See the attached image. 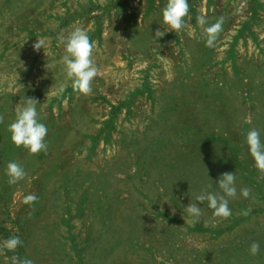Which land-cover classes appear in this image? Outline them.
Listing matches in <instances>:
<instances>
[{
  "label": "rangeland",
  "instance_id": "374dc122",
  "mask_svg": "<svg viewBox=\"0 0 264 264\" xmlns=\"http://www.w3.org/2000/svg\"><path fill=\"white\" fill-rule=\"evenodd\" d=\"M188 3L175 33L162 21L166 0H0V245L23 242L0 264L12 255L34 264H264V174L245 141L251 128L264 140V0ZM198 15L224 19L213 48ZM76 27L96 44L88 96L73 92L61 62L57 38ZM29 97L40 103L47 153L16 147L7 130ZM10 161L27 173L15 185ZM225 172L236 175L232 216L197 202L193 223L184 208L219 191ZM32 193L38 201L24 204Z\"/></svg>",
  "mask_w": 264,
  "mask_h": 264
},
{
  "label": "clouds",
  "instance_id": "9594fccd",
  "mask_svg": "<svg viewBox=\"0 0 264 264\" xmlns=\"http://www.w3.org/2000/svg\"><path fill=\"white\" fill-rule=\"evenodd\" d=\"M189 11L188 0H166L165 6L161 9L163 24L167 25L170 31L179 32L185 27V18L189 16ZM196 21L203 28L205 46L213 48L220 33L223 31V17L209 24L206 16L198 15ZM164 34V32L157 30L155 37L159 38ZM57 39L64 49L61 62L64 65L67 80L71 81L73 92L78 95H90L93 90V81L98 75V68L94 60L95 41L90 38L85 29L80 27H76L66 35L61 33ZM44 44L45 40L43 38H37L33 44V49L39 51L44 47ZM21 63L23 65V62ZM65 89L66 85L61 84L57 89V93L63 94ZM38 104L40 103L35 98H25L23 106L17 107L14 120L7 126L12 143L18 148L23 147L30 155H38L41 152L47 153L48 150L46 142L48 128L40 120L37 110ZM246 122L250 123V121ZM3 123L4 116L0 114V124ZM245 141L255 168L261 174H264V140L261 139L260 131L256 128H251L246 133ZM5 174L9 185L17 184L27 175L24 167L16 161L7 163ZM217 186L219 191H208L205 189L195 196L196 203H189L184 208V211L192 218L193 223H198L202 214L197 202L200 204L207 202L208 208L212 210V214L216 218L228 219L232 216L229 201L237 197L235 173H222L217 181ZM208 187L210 188L211 185H208ZM251 192L252 190L247 186L239 190V194L246 199L251 196ZM37 201L38 197L34 193L28 194L23 198V203L29 206L34 205ZM250 211V209L243 210L240 214L247 216ZM22 243L19 236L8 237L0 245V255L5 254L6 251L15 253ZM248 251L252 256L258 255L260 253L259 242L253 241ZM10 264H34V261L28 258H21L18 255H12Z\"/></svg>",
  "mask_w": 264,
  "mask_h": 264
},
{
  "label": "trees",
  "instance_id": "16d2710c",
  "mask_svg": "<svg viewBox=\"0 0 264 264\" xmlns=\"http://www.w3.org/2000/svg\"><path fill=\"white\" fill-rule=\"evenodd\" d=\"M24 258V257H23Z\"/></svg>",
  "mask_w": 264,
  "mask_h": 264
}]
</instances>
